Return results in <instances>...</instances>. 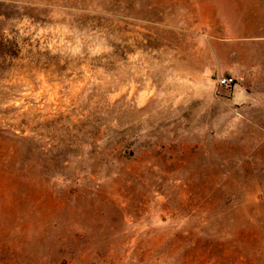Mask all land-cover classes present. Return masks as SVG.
I'll return each mask as SVG.
<instances>
[{
    "label": "rangeland",
    "instance_id": "rangeland-1",
    "mask_svg": "<svg viewBox=\"0 0 264 264\" xmlns=\"http://www.w3.org/2000/svg\"><path fill=\"white\" fill-rule=\"evenodd\" d=\"M0 264H264V0H0Z\"/></svg>",
    "mask_w": 264,
    "mask_h": 264
},
{
    "label": "built area",
    "instance_id": "built-area-1",
    "mask_svg": "<svg viewBox=\"0 0 264 264\" xmlns=\"http://www.w3.org/2000/svg\"><path fill=\"white\" fill-rule=\"evenodd\" d=\"M233 84V79L223 77L222 79L218 80V85L220 87H230Z\"/></svg>",
    "mask_w": 264,
    "mask_h": 264
}]
</instances>
